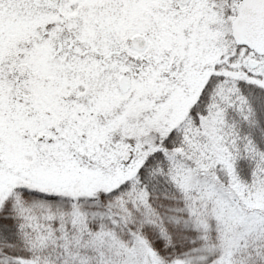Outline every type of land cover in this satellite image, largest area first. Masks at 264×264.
Here are the masks:
<instances>
[{
  "label": "snow or ice",
  "instance_id": "obj_1",
  "mask_svg": "<svg viewBox=\"0 0 264 264\" xmlns=\"http://www.w3.org/2000/svg\"><path fill=\"white\" fill-rule=\"evenodd\" d=\"M0 264H264V0H0Z\"/></svg>",
  "mask_w": 264,
  "mask_h": 264
}]
</instances>
